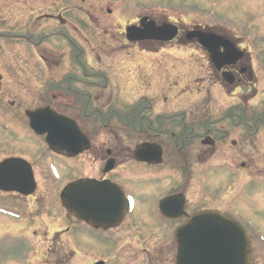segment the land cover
<instances>
[{"label": "rangeland", "instance_id": "obj_1", "mask_svg": "<svg viewBox=\"0 0 264 264\" xmlns=\"http://www.w3.org/2000/svg\"><path fill=\"white\" fill-rule=\"evenodd\" d=\"M52 2L54 1L12 0L9 4L12 8L16 7V10L10 12L4 9L6 7L1 5L3 1L0 0L2 8L0 13H14L16 14L14 16H17L21 13L19 3H25L27 14L33 19L38 13L49 11ZM62 3L63 1L54 2L58 7H61ZM74 4L82 11L89 8L91 12L90 22L87 21L89 29L87 37L91 47L102 44V40L108 38L111 33L115 35L121 33L123 39L125 26L137 24L139 18L145 16L158 24L168 21L175 23L181 26L184 34L200 26L226 35L238 45L245 47L252 63L254 76L251 81L239 93L237 91L224 93L219 85H211L212 73L208 55L197 48L194 40L188 41L183 35L180 39L177 38L165 45L148 41L131 43L127 42L125 37L121 42L117 40V46L122 47V52L103 57L100 62V66L109 74L112 70L116 71L118 79L114 86L108 88L116 95L114 101L106 103L105 109L110 131L105 134V141L108 144L114 143L117 136H124L123 133L117 134L119 122L114 114L128 112L134 106L137 107L138 103L140 108L149 109L148 113L144 112V116L148 115L150 118L157 114L177 115L174 123L171 120L166 124L167 131L176 130L175 124L182 121L179 118L182 113L185 114L186 124L193 127L205 122L211 123L227 111L238 108L248 109L249 116L253 113L256 115L264 113V0H84V2L74 0ZM80 14L82 17L83 13ZM14 16L11 20L17 19ZM131 44L139 46V49L132 47ZM113 45H116L114 41ZM152 46L158 47L152 49ZM159 46L164 48L160 49ZM142 47H148L147 50L151 52L142 51ZM12 48L15 50L18 47L12 45ZM20 51L28 52L29 56L35 58L33 51L25 49L24 45ZM93 64L96 67L95 62ZM90 125L99 126V123L92 118ZM224 126L230 128L229 136L216 144L210 156L201 157L194 166L192 179L197 184H202L203 194L206 192L204 182L212 183L211 187L214 190L212 191V188L210 190L213 198L222 195L223 192L227 193L228 190L230 193L228 186H236L240 181H247L248 177L242 176L244 171L242 174L241 171L234 175L228 174V167H235L228 156L230 150L232 149V152L234 150L230 144L232 140L238 144L236 148L248 153L251 161L250 179L254 180L247 181L243 195L230 198L228 201L203 200L202 207L235 208L239 211L240 218L250 223L254 229H258L257 231L264 237V118L258 130L245 133L235 122L233 125L224 123ZM91 134L99 143L102 134L94 132ZM159 140L161 141L160 138ZM133 142L134 140H124L126 144ZM199 142L193 145V149L204 151ZM168 145L164 157L179 158L170 143ZM61 163L64 167L67 165L65 161ZM61 163L56 164L61 181L53 180L48 172L53 181L51 188L53 197L46 198L40 203V207L42 206L40 225L38 223L24 225L27 220L13 221L0 215V264H59L48 259L53 252L57 254L61 251H65L66 261L60 264H89L97 258L104 259L108 264H174L176 252L174 231L181 220L161 222L162 218L158 216V221L154 208L157 196L179 191L182 177L180 178L177 164L168 165V168L162 165L148 171L140 165L135 166L128 162L109 174L107 179H116L124 183L127 191L132 193L135 210L133 215L124 220L116 232L117 235H106L101 240L86 230H80L76 225L77 221L61 206L58 197L61 186L74 177ZM90 164L93 172L97 165L92 160ZM254 165L257 166V172L252 171ZM196 191L198 188L195 189L193 184L188 189L189 211L201 207V203L195 205L199 197L195 195ZM2 197L0 196L1 205L5 200L8 202L5 204L14 207L12 209L17 211L24 209L22 203ZM48 206H52L53 209L46 211L45 207ZM27 208L28 210L22 212V217L30 213L31 208ZM73 225L75 227H72ZM66 227H72V230L67 232ZM249 237L251 264H264V242L252 230Z\"/></svg>", "mask_w": 264, "mask_h": 264}, {"label": "flooded vegetation", "instance_id": "obj_2", "mask_svg": "<svg viewBox=\"0 0 264 264\" xmlns=\"http://www.w3.org/2000/svg\"><path fill=\"white\" fill-rule=\"evenodd\" d=\"M2 1L1 5L6 7L4 9H8L10 12L16 10V7L12 8L9 4L12 0ZM52 1L58 3L63 1V3L61 7H58L52 2L48 8L49 11L38 13L33 19L27 14L28 9L25 3H19V12L21 13L17 16H14L16 15L14 13H0V27H3L0 29V162L6 159L14 161L16 165L9 167L7 171L11 172L13 168H16V174L20 173L23 178H25L27 170H30L36 183L34 190L28 195L16 191L0 190L2 198H10L19 204L22 203L23 205L21 206L24 208L17 211L12 209L14 207L5 204L8 202L4 200L2 205L0 204L1 211L5 214L12 212L18 217L20 215V218L8 216L6 218L13 221L19 219L27 220V223H24V225L41 224L40 214L42 213V206L40 207V203L46 198L53 197L51 189L53 181L47 171L49 161L55 164H59L61 161L67 163L65 167L63 166L64 164H61L64 169L70 170L74 176L68 179V182L81 178L103 180L109 174L115 172L116 168L122 167L128 162L135 166L140 165L142 168L148 169V171L162 165L168 168V165L173 166L177 164L176 166L179 167L178 172L181 174L180 178L182 177V181L179 191L173 193L182 194L184 211L186 212V216L177 219L181 220L178 225L192 214L204 209L202 207L203 200L212 202L228 201L230 198L234 199L238 195H243L240 190L241 185L237 184L236 186H228V189L230 188L231 190L230 193L228 190L227 193L223 192L222 195H217L213 198L211 196L213 193L210 190L213 184L211 183V185L208 181L207 183L204 182V188H206L204 195L201 190L202 184H197L192 179V176H194V166L198 164L201 157L210 156L215 150L216 144L229 136L230 128L228 129L227 126H224V123L233 125L235 122L244 133L250 131L248 109L240 110L238 108L236 109L238 112L235 109L227 111L223 116L218 117L219 119L216 118V121L212 120L211 123L205 122L198 127L187 125L185 114L182 113L179 116L182 121L175 124L177 126L176 130L172 131L171 129L167 131L166 128L168 126L166 124H169L171 120L174 123V118L177 115L157 114L153 118H150L148 115L144 116V112L147 111L148 113L149 109L145 108L147 109L145 110L137 106L135 107L136 109L134 108L128 112L114 114L119 122V128H117L119 132L117 134L123 133L124 136L119 135L116 137V141L112 143L113 145L111 143L108 144L105 141V134L110 133V131H108V115H106L105 109L106 103L114 101L116 96L108 88L109 86H114L118 79L116 71L112 70L109 74L104 67L100 66V62L103 57L122 52V47H118L116 42L117 40L121 42L125 35L122 39L121 33L118 35L111 33L108 35V38L102 40V44L91 47L87 37V33L89 32L87 21L90 19L91 14L89 8H86L84 11L78 9L74 4V0ZM81 2H84V0H81ZM80 13H83L82 17ZM13 16L17 17V19L11 20ZM176 26L178 29V39L192 30L190 29L184 34L181 26L177 24ZM196 29H200V27ZM215 33L225 36L221 33ZM113 41L116 45H113ZM148 42L157 43L158 45L166 44L153 41ZM12 45L18 48L14 50ZM23 45L25 49L33 51L35 58L29 56L28 52L20 51ZM131 46L139 49V46L136 47L133 44ZM236 46L239 48L240 45L237 44ZM156 47L158 46H152V49H156ZM159 47L160 49L164 48V46ZM197 48L203 51V48L199 45H197ZM147 49L149 48H141L142 51L150 53L151 51ZM240 49L243 50L241 57L236 62L224 65L220 69L215 68L209 61L212 73L211 85H219L224 93L228 91H237L239 93L254 76L248 52L245 47L240 46ZM93 62H95L96 67H94ZM229 80H231V83H229ZM43 108L72 118L83 137L88 141L86 150L76 156H65L49 150L45 145V136L37 135L30 128V120L27 115V111ZM92 118L98 121L99 126L90 125ZM220 124L221 126H219ZM255 130H258V128H255ZM91 132L102 134L99 143L94 140ZM125 139L134 140V142L126 144L124 143ZM198 141H200L199 145L204 147V151L200 152L199 149H193V145ZM144 142H156L162 147V161L159 164L138 162L133 159L135 146ZM168 143H170L174 153L178 154L179 158L167 159L164 157L165 148L169 146ZM230 144L234 147V150L232 152L231 149V152L228 153L227 151V153L230 161L235 165L234 169L236 173L241 171L240 174H242L244 171L242 176L250 177L249 169L251 161L248 153L244 150L240 151V148H236L238 144L235 141L231 140ZM189 155L190 157H188ZM91 160L97 165L94 167L93 172L91 171ZM108 160H111L113 163V168L109 172L105 170ZM252 171L257 172V166L254 165ZM112 181L123 186L116 179H112ZM192 181L194 182L192 183ZM192 184L195 189L198 188L195 195L199 197L196 199L195 205L201 203L200 208H198L199 206H195V208H198L195 211H189L188 189L191 188ZM208 189L209 191H207ZM213 190L214 188H212ZM173 193H167L166 195ZM166 195L157 196V199ZM157 203L158 200L156 201ZM27 207H30L31 211L22 217L21 214L25 210H28ZM212 209H219L230 214L235 208L214 206ZM235 217L236 220L243 224L248 235V241L250 242L249 230L251 228L245 221L237 216ZM164 220L170 222L177 221ZM76 225L81 230H86L101 240L106 235H117L116 232L121 227L120 225L117 228H94L80 221H77ZM72 227L75 226L73 225ZM72 227H66V231L70 232ZM44 233L46 232L44 231ZM52 242L53 240H51ZM53 253L50 255L49 261L59 264L66 261L65 251L58 252L57 254ZM101 260L105 264H108L107 261L101 258L92 260L89 264H94Z\"/></svg>", "mask_w": 264, "mask_h": 264}, {"label": "water", "instance_id": "obj_3", "mask_svg": "<svg viewBox=\"0 0 264 264\" xmlns=\"http://www.w3.org/2000/svg\"><path fill=\"white\" fill-rule=\"evenodd\" d=\"M140 24L141 28L127 29V37L130 40L152 38L166 41L176 35V29L173 26L156 27L154 22L147 21V18H142ZM191 36L197 37L199 42L213 53L212 59L218 66L225 62L217 56L215 50L219 46L231 48L229 43L211 35H189ZM228 53L231 54L232 51ZM47 113L44 111L30 113L31 128L39 134H47L46 142L51 149L70 154L80 152L83 147L70 148L67 146L69 138L65 137L60 128L52 126L70 127L72 130L74 124L67 121L65 117L49 116ZM73 134L77 140L79 135L76 132ZM134 158L139 161L157 163L161 158V149L155 144H141L136 147ZM14 165L16 164L10 160L0 164V188L29 193L33 189L30 182L31 174L27 170V187L22 186L23 180L19 174H16V168H13L11 172L7 171L10 166ZM111 166L112 163H109V168ZM14 172L15 175H13ZM8 182L12 185L9 186ZM60 197L63 206L68 211L78 219L93 224L118 223L122 220L127 205L122 192L109 182L100 184L93 181H80L69 184L63 189ZM171 200L172 198L163 200L160 203V210L164 215L177 217L182 213V199L178 197ZM167 208H174L177 213L170 214L166 211ZM175 237L177 242L175 264H249L247 237L242 226L219 211L205 210L197 213L191 220L178 227Z\"/></svg>", "mask_w": 264, "mask_h": 264}, {"label": "bare ground", "instance_id": "obj_4", "mask_svg": "<svg viewBox=\"0 0 264 264\" xmlns=\"http://www.w3.org/2000/svg\"><path fill=\"white\" fill-rule=\"evenodd\" d=\"M133 211H134V207H133V210H132V212H131V213H133Z\"/></svg>", "mask_w": 264, "mask_h": 264}]
</instances>
